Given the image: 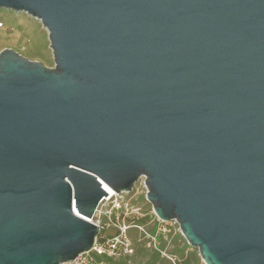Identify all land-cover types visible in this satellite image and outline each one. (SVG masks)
<instances>
[{"label": "water", "instance_id": "water-1", "mask_svg": "<svg viewBox=\"0 0 264 264\" xmlns=\"http://www.w3.org/2000/svg\"><path fill=\"white\" fill-rule=\"evenodd\" d=\"M54 67L0 51V264H67L145 178L204 264H264V0H0Z\"/></svg>", "mask_w": 264, "mask_h": 264}, {"label": "rangeland", "instance_id": "rangeland-1", "mask_svg": "<svg viewBox=\"0 0 264 264\" xmlns=\"http://www.w3.org/2000/svg\"><path fill=\"white\" fill-rule=\"evenodd\" d=\"M3 49H11L24 58H32L47 68L54 67L47 31L38 20L24 13L0 9V51ZM137 187L134 192L123 193V197L130 200L133 207L140 209L138 220H125L131 226L126 236L132 245V255L127 259L103 257L99 261L102 264H204L197 249L187 244L175 221H157L151 214L152 207L146 200L145 191L140 185ZM101 208L102 205L98 211ZM116 214L97 213L91 219L92 223H99L102 227L99 235L104 238L114 235L123 223L122 217ZM141 248L148 250L143 257L139 253ZM153 251L159 253L154 261L150 258Z\"/></svg>", "mask_w": 264, "mask_h": 264}, {"label": "built area", "instance_id": "built-area-1", "mask_svg": "<svg viewBox=\"0 0 264 264\" xmlns=\"http://www.w3.org/2000/svg\"><path fill=\"white\" fill-rule=\"evenodd\" d=\"M140 185L142 190L146 193V186H145V178L141 177L133 186L132 191L134 192L137 190V186ZM127 194V193H126ZM102 208L98 211L99 207ZM139 208L133 207L130 203V200H127L123 197V193L115 194L111 197L103 198L94 213L96 214H116V216L122 217V225L118 227L117 231L114 233L113 236L104 238L101 235L95 239L94 245L89 252L82 253L78 255V257L72 262L67 264H102L99 259L103 257L108 258H127L130 257L133 253L132 245L129 239L126 236V231L129 230L131 227L129 224L125 223V220L128 218H132L134 220L139 219ZM151 214L157 219L153 210H151ZM93 216V218H94ZM92 218V219H93ZM176 223V222H175ZM98 226L99 232L102 229L99 223H94ZM160 230V229H158Z\"/></svg>", "mask_w": 264, "mask_h": 264}, {"label": "trees", "instance_id": "trees-1", "mask_svg": "<svg viewBox=\"0 0 264 264\" xmlns=\"http://www.w3.org/2000/svg\"><path fill=\"white\" fill-rule=\"evenodd\" d=\"M146 252H148V250H146L145 248H141L139 250V253L142 254V257L146 255ZM158 257H159V253L157 251H153L150 255L152 261L156 260ZM121 259H127V258H121Z\"/></svg>", "mask_w": 264, "mask_h": 264}, {"label": "bare ground", "instance_id": "bare-ground-1", "mask_svg": "<svg viewBox=\"0 0 264 264\" xmlns=\"http://www.w3.org/2000/svg\"><path fill=\"white\" fill-rule=\"evenodd\" d=\"M104 189H105V191L107 192V196H108V197H111V196L117 194V193H115L113 190H111V189H109V188H107V187H104ZM107 196H106V197H107ZM106 197H105V198H106Z\"/></svg>", "mask_w": 264, "mask_h": 264}]
</instances>
